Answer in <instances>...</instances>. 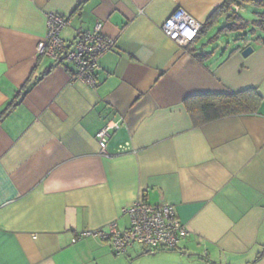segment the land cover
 I'll list each match as a JSON object with an SVG mask.
<instances>
[{
    "label": "crops",
    "instance_id": "crops-1",
    "mask_svg": "<svg viewBox=\"0 0 264 264\" xmlns=\"http://www.w3.org/2000/svg\"><path fill=\"white\" fill-rule=\"evenodd\" d=\"M223 1L0 0V114L15 103L0 118V264H264V44L243 58L238 45L212 48L229 34L180 47L161 29L178 8L203 26ZM51 13L68 20V47L97 23L114 41L95 87L38 58ZM248 89L254 114L195 125L185 106ZM109 122L104 156L96 134ZM137 201L175 210L187 235L171 253L117 257L79 237L126 229Z\"/></svg>",
    "mask_w": 264,
    "mask_h": 264
},
{
    "label": "built area",
    "instance_id": "built-area-1",
    "mask_svg": "<svg viewBox=\"0 0 264 264\" xmlns=\"http://www.w3.org/2000/svg\"><path fill=\"white\" fill-rule=\"evenodd\" d=\"M68 24L63 16L51 13L47 16L45 38L37 44L38 57L47 58L55 63H68L74 67L73 81L96 86L95 74L99 70V58L110 51L114 41L101 35V24L97 23L92 32L80 34L72 47L64 44L60 38L62 29ZM162 32L166 38L180 47L193 42L201 29L195 19L183 9H176L164 21ZM117 122L107 123L96 134L97 144L102 155L107 156L106 138L118 128ZM128 145H121L118 152L123 153ZM129 218V225L119 230L115 223L108 226L107 232L87 231L79 237H98L106 241L114 256H122L130 247L138 245L149 254L158 251L176 249L178 243L187 235V231L170 205H150L137 201L124 210ZM76 240V239H75ZM73 240V242L75 241Z\"/></svg>",
    "mask_w": 264,
    "mask_h": 264
},
{
    "label": "trees",
    "instance_id": "trees-1",
    "mask_svg": "<svg viewBox=\"0 0 264 264\" xmlns=\"http://www.w3.org/2000/svg\"><path fill=\"white\" fill-rule=\"evenodd\" d=\"M252 5L253 7L264 8V0H224L223 3L214 10L208 20L203 26H201L200 33H204L207 28L211 27L215 23L217 18L220 16H226V23L219 28L218 34H230V33H244V31L249 29L248 23L239 15L237 12L233 11V8H241L243 5ZM258 18L252 21V27L247 35L239 36V40L243 42H260L264 44V12L255 13ZM261 32L263 35L259 34ZM198 34V36H199ZM197 36V37H198ZM249 36V37H248ZM197 39V38H196ZM195 39V40H196ZM194 40V41H195ZM192 43V42H191ZM190 44V43H189ZM238 50H243V48H235L232 50L236 52ZM199 60H201V55H196ZM42 58V57H38ZM261 97L256 89H248L241 92L231 93L229 95H219V96H197L185 101V106L188 113L193 118L195 125H201L203 123L211 122L214 120L249 115L257 112ZM15 103L9 105L7 110L0 114V118L14 107Z\"/></svg>",
    "mask_w": 264,
    "mask_h": 264
},
{
    "label": "rangeland",
    "instance_id": "rangeland-1",
    "mask_svg": "<svg viewBox=\"0 0 264 264\" xmlns=\"http://www.w3.org/2000/svg\"><path fill=\"white\" fill-rule=\"evenodd\" d=\"M256 12L258 13H262L264 12V8H258V7H253L252 5H243V7L238 8L237 13L239 15L242 16V18L248 23L249 25V29L244 31V33H230L227 36L221 35V37H219L217 40H215V42L213 44H215V47L212 48H216L218 46H220V43L222 44L221 49H219V51L221 52L223 50V47L225 46V44H232L231 47L233 48V45H238L241 46V48H245L246 44H251V41H247V42H243L242 40H239V36H243L244 34L247 33L248 34L249 30L251 29V25H252V21H255L258 16L255 14ZM222 25L220 26H216L215 28H213L211 31H209L210 27L207 28L205 36L203 37V41L207 42V40H213L214 36L218 33L219 29ZM259 34H261V36L263 35L261 32H258ZM220 36V35H219ZM264 36V35H263ZM249 37V36H248ZM213 46V45H212ZM211 50V47L208 49ZM163 253H171L170 251H158L157 253H155L154 256H142V260H146V259H158L159 257L163 256L161 254ZM144 262V261H143Z\"/></svg>",
    "mask_w": 264,
    "mask_h": 264
},
{
    "label": "water",
    "instance_id": "water-1",
    "mask_svg": "<svg viewBox=\"0 0 264 264\" xmlns=\"http://www.w3.org/2000/svg\"><path fill=\"white\" fill-rule=\"evenodd\" d=\"M252 53H253V47H251V46H247V47H245V48L241 51L240 55H241L243 58H246V57H248L249 55H251Z\"/></svg>",
    "mask_w": 264,
    "mask_h": 264
}]
</instances>
